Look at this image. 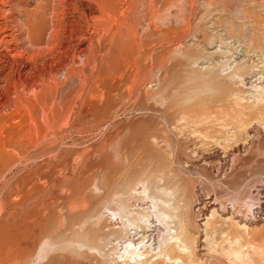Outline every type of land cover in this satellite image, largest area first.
<instances>
[{"label":"rangeland","instance_id":"rangeland-1","mask_svg":"<svg viewBox=\"0 0 264 264\" xmlns=\"http://www.w3.org/2000/svg\"><path fill=\"white\" fill-rule=\"evenodd\" d=\"M263 92L264 0H0V264H115L141 183L173 191L193 264H242L232 214L264 247Z\"/></svg>","mask_w":264,"mask_h":264},{"label":"bare ground","instance_id":"bare-ground-1","mask_svg":"<svg viewBox=\"0 0 264 264\" xmlns=\"http://www.w3.org/2000/svg\"><path fill=\"white\" fill-rule=\"evenodd\" d=\"M30 48L32 49V47ZM70 63L69 65H72ZM263 93L258 96L256 95V101L258 103L264 104V94ZM141 184L143 185L141 192H138V189H133V191L135 193H139V195L143 197V200L148 201L147 203L150 204V206L147 209H141V211H138V210L135 211L134 209H132L134 210L132 211L129 209L130 206L124 203L125 201L124 202L120 201L118 203L117 209H114L113 211L114 216L116 218L115 222L121 224V232L119 234L118 232H116L117 236L114 235L116 237V240L114 242L111 241L108 243L109 245H112L115 248L114 259H112L113 262L115 264H152L153 259L155 258V261H158L157 264H168V263L169 264H193L194 259L192 258H194V252H195V249H194L195 248L194 245L196 242L195 238L193 239V236L191 237V235L189 237L185 234H181V232L179 233V230L181 229V227H179L177 223H176V226L172 227V223L169 222L173 218V216L170 214V211L168 210L170 203H167L166 201H162L160 198V195H164L168 198H171L173 196V191L167 188L158 187L156 192L152 193L148 185H146L145 183H141ZM261 188L259 191H257L258 199L256 201L258 202L257 204H259V207L255 208V210H258L257 211L258 212L257 214L259 216L258 219L260 221L262 220L261 222H264V189H261ZM256 201H253V202H256ZM250 205H251L250 208H253L252 204ZM218 206L220 205L218 203H215V198L213 201L207 203L206 207L213 209L211 217H209L208 221L206 222L207 228L211 224V219L216 218ZM231 207H232V204H231ZM171 208L172 207L170 206V210ZM234 208L236 209V207ZM229 209L233 210V207ZM221 212L223 213V211ZM228 212L229 211H227L226 213ZM237 213H240V212L237 211ZM232 215L235 217H232L233 219L230 217L228 222L234 224L240 231V234L234 235L227 241L231 248L235 246L238 247V249H233L232 254L242 264H264V247L251 244V243H249L248 246L242 245L244 237L250 236L251 228L247 224L242 225L234 221V218H239L240 215L238 214L237 215L232 214ZM255 218L256 216H254V219ZM251 221L252 223H255L258 220L256 221L251 220ZM157 223H159L161 226H164L166 230L165 232L164 230L163 232H161L162 235L161 237H159V239L158 238L156 239V235H155L156 233H158V230H159L158 229L159 225H157ZM207 236H208V233H207Z\"/></svg>","mask_w":264,"mask_h":264},{"label":"built area","instance_id":"built-area-1","mask_svg":"<svg viewBox=\"0 0 264 264\" xmlns=\"http://www.w3.org/2000/svg\"><path fill=\"white\" fill-rule=\"evenodd\" d=\"M261 186H262V188H261ZM260 188H261V189H264V181H263L262 184L257 188L256 193H257L258 190H260Z\"/></svg>","mask_w":264,"mask_h":264}]
</instances>
